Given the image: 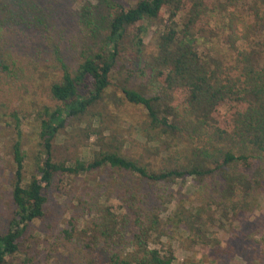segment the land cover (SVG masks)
Wrapping results in <instances>:
<instances>
[{"label":"trees","instance_id":"obj_1","mask_svg":"<svg viewBox=\"0 0 264 264\" xmlns=\"http://www.w3.org/2000/svg\"><path fill=\"white\" fill-rule=\"evenodd\" d=\"M99 1L111 13L101 17L106 29L96 24L98 7L84 5L81 14L96 49L77 69L60 60L53 65L60 74L42 76L50 77L49 84L39 86L52 106L34 103L42 149L29 178L22 123L12 114L17 121L12 145L16 210L8 230L0 231V264H33L28 256L22 260L29 228L47 216L51 188L63 176L108 171L131 178L123 186L124 213L99 206L84 229H72L88 249L107 255L105 264H174L172 250L150 246L163 220L158 210L144 209L146 184L184 185L194 179L201 196L184 219L203 247L220 245L214 233H207L212 217L205 220L206 210L217 208L233 221L262 209L264 0H138L130 7ZM102 29L106 33L99 41ZM149 33L153 49L147 52ZM133 57L143 60V67H129ZM109 99L141 107L142 120L127 132L122 129V135L104 129ZM82 123L79 141L85 137L86 145L94 139L92 157L59 161L60 140L68 127Z\"/></svg>","mask_w":264,"mask_h":264},{"label":"rangeland","instance_id":"obj_2","mask_svg":"<svg viewBox=\"0 0 264 264\" xmlns=\"http://www.w3.org/2000/svg\"><path fill=\"white\" fill-rule=\"evenodd\" d=\"M108 1L130 7L138 0ZM242 1L245 4L246 0ZM87 4L100 9L96 24L105 28L100 25L101 17L103 14L109 17L111 13L103 1L0 0V231L3 233L8 230L16 210L12 199L15 172L12 145L17 137V121L12 114H18L22 123L29 178L35 172L34 158L42 149L34 103L52 106L51 101L41 94L39 86L49 84L50 77L42 76L49 72L60 74L53 66H57L55 63L60 60L73 70L77 69L89 50L97 47L90 30L81 20L82 7ZM105 29L100 30L99 41L104 37ZM145 43L147 52H150L153 49L152 33L146 36ZM135 58H132L129 67H143V60L136 61ZM116 92L122 99V93ZM108 103L109 116L102 119L104 129L122 135V129L127 132L143 118L141 107L127 103L122 106V101L117 104L113 99H109ZM85 127L86 123L68 127L65 138L60 140L56 159L61 161L70 155L83 160L92 157L94 139L86 145L85 137L81 140L83 143L79 141L82 137L77 131ZM136 139L144 143L139 134ZM130 183V177L122 179L108 171L90 176L57 178L47 203V216L29 228V243L22 260L28 256L33 264H105L107 255L101 249H88L77 232L72 233V229H84L95 219L99 206L124 213L123 186ZM200 196V188L194 179H188L184 185H145L141 194L144 209L158 210L163 220V228L151 240V248L172 250L176 258L174 264H264V194L262 209L249 219L241 216L229 221L217 208L203 213L205 220L212 217L206 222V230L210 233L209 237L214 233L218 239L220 245L217 248L198 244L196 231L184 219L193 208L196 197Z\"/></svg>","mask_w":264,"mask_h":264}]
</instances>
